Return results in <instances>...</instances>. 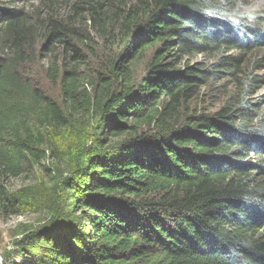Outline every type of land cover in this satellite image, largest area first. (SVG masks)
I'll return each instance as SVG.
<instances>
[{
  "label": "trees",
  "instance_id": "1",
  "mask_svg": "<svg viewBox=\"0 0 264 264\" xmlns=\"http://www.w3.org/2000/svg\"><path fill=\"white\" fill-rule=\"evenodd\" d=\"M29 1L0 0L4 208L3 181L39 164L73 113L92 115L97 138L68 145L61 207L28 234L21 264H264V117L255 123L259 104L247 101L263 81L250 77L240 102L217 111L190 106L209 80L243 86L237 74L264 26L244 11L251 0H88L107 51L87 78L77 29ZM41 42L62 47L47 70L62 103L26 74ZM199 55L216 61L179 67Z\"/></svg>",
  "mask_w": 264,
  "mask_h": 264
},
{
  "label": "rangeland",
  "instance_id": "2",
  "mask_svg": "<svg viewBox=\"0 0 264 264\" xmlns=\"http://www.w3.org/2000/svg\"><path fill=\"white\" fill-rule=\"evenodd\" d=\"M87 1L31 0L25 2L33 14L41 10L40 14L43 18L53 15L56 19L77 29L79 36L76 39L84 41V43H75L83 51L87 61L80 70L82 78H87L92 73L94 76V70L99 67L98 58L101 52L107 51V40L103 37V33L93 26L88 12L90 5L87 4ZM41 6L42 8H40ZM244 11L256 12L264 19V0H251L249 7ZM261 30L262 38L259 46L253 45L250 51L243 53L246 56V61L237 74V78L241 79L243 86H240L238 80L231 76L209 80L197 89L198 94L190 104L192 109L208 112L217 111L225 105L237 104L241 99L242 87H253L248 83L249 78L253 76L263 83L254 88L247 101L251 104H259L255 107L258 110L255 123L264 117V26ZM43 47L44 42H41L37 48L36 60L26 66V74L47 95L58 103H62L60 87L54 85L49 79L47 71L53 61L62 59V47L52 45L48 52L44 51ZM93 53H96V56ZM240 53L241 51L234 50L229 55L237 56ZM215 61L216 57L210 58L203 55L193 58L185 57L179 67L198 63L212 65ZM145 64L138 66L137 76L143 73ZM84 87L93 93L87 79L84 81ZM71 119L73 127L70 131L80 134L77 137L78 140L74 136L67 137V133L70 131H62L60 135H55L57 146L55 143L53 146L50 141V145L43 148L45 158L39 164L27 162L24 172L19 177L4 180L2 183L11 206L4 208L5 201L0 197V264H21L26 257L24 249L27 246L28 234L46 223L55 214V209L61 207L60 189L64 180L71 175L69 170L74 167L68 153L67 155L64 153L71 141L81 142L84 148L91 146L93 140L97 138L96 121L93 120L91 114L87 112L73 113ZM49 140L50 138H48ZM52 148L58 151L57 155L51 151Z\"/></svg>",
  "mask_w": 264,
  "mask_h": 264
}]
</instances>
